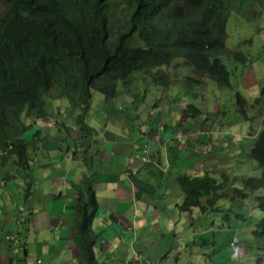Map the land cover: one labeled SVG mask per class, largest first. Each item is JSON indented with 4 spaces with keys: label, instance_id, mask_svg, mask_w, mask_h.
Wrapping results in <instances>:
<instances>
[{
    "label": "trees",
    "instance_id": "obj_1",
    "mask_svg": "<svg viewBox=\"0 0 264 264\" xmlns=\"http://www.w3.org/2000/svg\"><path fill=\"white\" fill-rule=\"evenodd\" d=\"M252 9L254 17L264 9V0H6L0 12V157L12 156L23 171L28 169V146L32 147L38 130L28 140L23 135L34 121L48 118L47 97L66 100V107L75 114L74 124L88 141L93 128L85 123L84 115L92 91L111 98L119 83L132 85L143 77L154 78L163 97L171 85L181 84L176 92L182 93L185 105L180 119L187 118L196 131L201 129L205 119L200 118L201 109L194 100L198 104L208 101L197 95L207 86L216 90L232 86V69L222 57L242 65L247 62L240 50L224 45L228 15H246ZM175 65L186 70L183 79L179 78L181 69H173L174 75L169 77V68ZM135 71L140 74L132 76ZM251 81L256 79H243L242 89ZM234 98L235 111L244 122L242 141L233 136L239 132L211 120L219 135L230 142L223 156L249 141L250 147L237 150L234 156L254 160L258 173L230 175L219 159L212 161L219 163L218 171L178 174L175 182L182 198L177 207L179 211L198 207L212 215L221 210L219 199L230 198L224 203L225 211L234 210L233 216L242 222L255 207L261 216L250 226V233L258 238L264 236V85L254 97L236 91ZM173 103L178 104L176 99L166 98L156 106L173 107ZM200 133L199 147L211 140L208 133ZM91 141L98 143L97 139ZM214 144V152H210L219 155ZM132 178L136 180L134 175ZM80 184L78 221L72 225L71 235L78 250L76 264H97L93 251L97 235L90 228L96 209L91 180L82 174ZM215 217L228 219L227 214ZM222 223L216 225L228 229L229 221ZM250 264H264V255L254 254Z\"/></svg>",
    "mask_w": 264,
    "mask_h": 264
},
{
    "label": "crops",
    "instance_id": "obj_2",
    "mask_svg": "<svg viewBox=\"0 0 264 264\" xmlns=\"http://www.w3.org/2000/svg\"><path fill=\"white\" fill-rule=\"evenodd\" d=\"M53 101L61 104L58 99ZM164 111L152 115L136 110L115 114L112 125V117L86 112L84 121L93 128L88 141L74 124L75 114L66 104L55 115L48 112L46 120L34 121L31 128L38 133L32 147L28 146V169L23 171L12 156L0 157V264H35V259L41 264H76L78 250L71 235L72 225L78 221L76 200L78 191L82 193V174L91 180L96 203L90 228L97 235L93 247L97 264H122L136 252L140 253V260L128 264L183 261L178 255L179 232L194 224L200 214L208 221L203 222L205 235L208 228L216 226L217 218L215 213L209 215L208 210L202 212L198 207L179 211L182 192L175 176L198 173L197 170L218 171L221 167L210 168L215 163L208 161L203 166L196 163V154L194 157L188 153L192 142L179 149L180 139L196 127L187 118L181 120L178 110L174 111L179 124L167 120L160 125ZM122 123L132 128L127 152H120L116 141V130ZM159 129L164 130L162 136L166 130L171 131L162 144L158 142ZM243 135L244 131H240L233 136L242 141ZM196 143L199 144L197 140ZM150 144L155 154L148 150ZM163 144L169 145L163 148ZM250 145L245 141L225 157H234L237 150ZM144 147L146 154L142 152ZM162 150L166 158H162ZM217 159L221 156L214 154L210 158ZM10 234L15 238L9 239ZM161 238L167 241L160 244L157 240ZM204 239L208 241L206 235ZM154 242L156 248L152 247Z\"/></svg>",
    "mask_w": 264,
    "mask_h": 264
},
{
    "label": "rangeland",
    "instance_id": "obj_3",
    "mask_svg": "<svg viewBox=\"0 0 264 264\" xmlns=\"http://www.w3.org/2000/svg\"><path fill=\"white\" fill-rule=\"evenodd\" d=\"M6 0H0V12L4 9ZM114 7V6H113ZM255 9L249 10L246 15L240 13L230 12L225 25L226 37L224 39V45L226 48H235L240 50L247 57V62L245 65L240 63H235L231 60H227L222 57V61L227 68L232 69V74L230 75V82L232 84L231 88L222 90L213 86H207L202 89V91L197 95V97L203 96V99L208 102H202L198 104L197 100L194 102L200 107L201 115L200 118H204V123H201L203 127L196 131L193 126H191L194 131L191 134H186L184 138H181L178 143V148L182 149L183 145L193 143L192 150L188 149V153L195 157L196 163L204 165L205 161L212 162L210 160L214 155L209 152L213 151V144L216 145L215 152L221 156V164L229 171L230 175L238 174H257L258 167L254 160L245 158L241 155L230 157L227 155L223 156L225 149L229 145L228 140L224 139V136L219 135V132L216 127H214V122L211 120H217V125H227L230 128H233L235 131L240 132L243 129L242 117L238 112L235 111V98L234 93L237 91L243 96L252 97V95H257L258 90L261 86L264 85V9L261 10L256 16H252V12ZM177 62L174 61L173 64ZM181 69V65H175L174 67L169 68V77L174 75V71ZM182 73L179 78L183 79V75L186 74V70L181 69ZM140 72H133L132 76L138 75ZM249 76H252L256 81L249 82V86L242 89V80L248 79ZM182 83V82H181ZM255 83V85H252ZM181 84H177L171 87V91L163 97L161 94L160 85L156 83L154 78L143 77V80H136L132 85L128 84H118L117 92L111 98H107L98 91H92L91 98L89 101V106L87 112H96L107 118L112 117L113 115H121L126 112L132 111L133 109L143 110L144 112H149L151 115L157 113L161 110L160 106H156V103L166 100V98H174L178 104L173 103V107L168 105L167 107H162L164 111L160 116L159 124H163L167 120L176 121V124H179L176 119L175 111L183 108V101L181 103V92H178ZM174 91V95L171 98V94ZM205 95H209L210 99ZM54 96L47 97L46 103L47 106L45 111L47 113H55L58 111L59 107L65 106L66 100L61 99L59 103L54 102ZM200 100V98H199ZM210 100V101H209ZM175 101V100H174ZM203 101V100H202ZM57 104V106H55ZM161 105V104H160ZM175 110V111H174ZM185 115V114H184ZM56 118V116H55ZM54 118V119H55ZM200 119V120H201ZM211 120V121H210ZM114 124V117H112ZM253 126L255 121L254 118L249 120ZM40 127V122L37 123ZM212 124V125H210ZM261 125H258V128ZM117 127V126H116ZM173 125H171V130H173ZM256 129V130H257ZM36 128L27 129L23 136L25 140H28ZM118 130V131H117ZM118 139L116 140L119 143L120 152L126 150V146L130 145L129 139L131 138L132 128L127 127L124 123L118 125ZM136 130V128H135ZM203 133H208L210 135V142L206 145L198 148L196 140L198 136ZM164 130H158V142L162 144L167 139V136L170 135L171 131L166 130L164 136H162ZM169 144H163V148H167ZM202 148V149H201ZM195 149V150H194ZM152 153H156V150L153 149L152 144L148 149ZM127 152V150H126ZM146 154V153H144ZM173 156L172 152H169ZM162 158H166L165 150H162ZM219 160V159H217ZM219 163L213 165L210 164V168L218 166ZM256 192L261 193L260 189H257ZM238 199V198H237ZM230 198H221L218 200L217 205L221 209L219 211H214L215 215L225 217L227 214L228 219H215L216 224L221 222L226 223L229 221V227L224 225L223 228H219L218 225L213 227V229L208 228L206 237L208 241L204 239V224L207 222L205 217H202L199 214L198 220H195L194 224L183 228L179 232L181 241L179 242V251L178 255L183 261L178 262V264H250L253 261L254 254L264 255V236L258 238H252L250 233V226L253 225L257 219L261 216V211L257 208H252L249 212V218L242 222L241 220L235 218L232 213L225 211L224 203L230 201ZM240 201V199H238ZM242 203L246 202V198L241 200ZM235 208V206H232ZM242 211V209H240ZM182 218V215L180 219ZM154 233V230H150ZM193 232V234H192ZM154 237V236H153ZM160 244H164L167 239L161 238L157 240ZM229 241H232L234 244H230ZM156 242V241H155ZM153 243V248L158 246L156 243ZM195 242V244H193ZM97 247L99 246V241L96 242ZM120 253L119 250H117ZM233 255H235L233 257ZM148 260V259H146ZM151 261V260H148ZM148 261H144L146 264ZM154 264V263H153Z\"/></svg>",
    "mask_w": 264,
    "mask_h": 264
},
{
    "label": "built area",
    "instance_id": "obj_4",
    "mask_svg": "<svg viewBox=\"0 0 264 264\" xmlns=\"http://www.w3.org/2000/svg\"><path fill=\"white\" fill-rule=\"evenodd\" d=\"M143 153L146 152V147L143 148L142 150ZM9 239H14L15 238V235L14 234H10L7 236ZM131 260L133 261H139L140 260V253L136 252V253H133L131 258L129 259H124L122 261V264H128ZM35 264H41L40 260L39 259H35ZM143 264H146V263H143Z\"/></svg>",
    "mask_w": 264,
    "mask_h": 264
}]
</instances>
